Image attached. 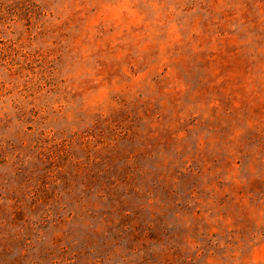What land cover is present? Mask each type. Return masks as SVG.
Masks as SVG:
<instances>
[{"label": "rangeland", "instance_id": "1", "mask_svg": "<svg viewBox=\"0 0 264 264\" xmlns=\"http://www.w3.org/2000/svg\"><path fill=\"white\" fill-rule=\"evenodd\" d=\"M250 208L264 0H0V264H264Z\"/></svg>", "mask_w": 264, "mask_h": 264}, {"label": "clouds", "instance_id": "2", "mask_svg": "<svg viewBox=\"0 0 264 264\" xmlns=\"http://www.w3.org/2000/svg\"><path fill=\"white\" fill-rule=\"evenodd\" d=\"M110 98H104L97 104V109L99 110H107L109 106L113 105V103H116L115 100L112 99L113 96L109 94ZM249 216L254 221L255 226L258 228L264 227V211H258L257 209H249Z\"/></svg>", "mask_w": 264, "mask_h": 264}]
</instances>
